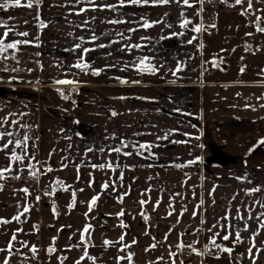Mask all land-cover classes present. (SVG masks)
<instances>
[{
	"label": "crops",
	"instance_id": "1",
	"mask_svg": "<svg viewBox=\"0 0 264 264\" xmlns=\"http://www.w3.org/2000/svg\"><path fill=\"white\" fill-rule=\"evenodd\" d=\"M106 2L117 3V0ZM26 3L27 0H22V4ZM37 7L40 11L38 18L30 21L29 25L20 18V14L26 12L25 10L28 13L35 11L34 8L16 7L6 10V14L11 13L12 17L18 19V27H14V40L27 38L34 41V45L37 44L35 61L39 63L35 78L40 79V83L65 91L75 89L76 94L72 95L73 105H62L64 113L58 112L61 116L66 115L67 119L46 113L37 102L26 104L20 100H0V105L6 109H10L12 105L18 106L19 111L12 115L11 120L32 126L35 131L28 144L29 153L34 152L38 161H46L53 168L51 173L40 176L38 181L28 179L25 171L22 173L25 180L23 187H29V191L38 195L40 190L56 178L71 185L69 191L57 189L54 195L57 215L53 214L52 206L42 205L36 200L34 202V198L31 200V209H34L39 226V235L34 245L46 250L52 243L51 238L58 236L55 247L66 249L68 245L80 240L78 230L90 223L93 227L90 230L89 248L92 250L118 248L119 245L102 247L103 241H117L122 233H126L125 243L131 244L133 239L137 241L132 244L131 249L144 251L153 243L152 237H155L158 243L153 252L169 250V244L173 245L171 250L176 251L175 245L180 239V233H184L183 240L186 243L198 239L197 245H200L208 241L211 233L207 229L216 224L229 208L231 223L241 229L244 222L235 219L237 208L241 209V214L245 217L248 215L249 206L254 217L264 211V208L255 204L256 200L264 201V193L246 194L248 189L264 186V147L249 153V149L264 138V109L259 107L264 99H256L264 96V85L257 83L264 80V77L257 76L258 70L264 68V51H255L257 47L264 48V34L256 33L255 25L249 24V21H255L257 15L264 14L256 12L254 15L244 16L240 14V6L230 7L222 4L220 0L217 1L216 10L204 9L199 16L195 15L199 5L189 8L176 3L162 6H127L117 11L89 10L79 16L74 14L69 0H43ZM244 7H247L246 3ZM253 7L264 8V3L253 0ZM2 11L5 10L0 9V13ZM181 11L185 13L184 17L180 15ZM122 13L126 15H121ZM165 13L169 15L166 16ZM92 17L96 19L93 20ZM140 17L160 23L147 29L139 28L136 21L143 23L139 20ZM185 17L193 23L187 28H181L180 22ZM111 19H124L131 23L102 22ZM85 20L88 24L84 28L79 27ZM41 23L45 27L42 28ZM201 23H212L215 27L199 33L191 30ZM130 27L138 30L133 33L126 32ZM3 31L1 29L0 35ZM93 31L101 38L89 43L87 41ZM16 32H28L29 36L22 37L16 35ZM117 32H124L131 39L121 40L116 35ZM247 32L255 34L246 37ZM103 33L108 35L104 36ZM173 33L183 35H172ZM80 36L85 37L84 42L78 39ZM194 36L196 39L188 44L187 41ZM141 37L149 39L141 40ZM111 40L120 42L107 48L96 47V44H109ZM77 43L82 48L95 49L85 55L84 60L89 63L90 68L104 71L99 75H92L91 71L84 73L70 67L81 56L80 50H74ZM128 43H140L143 47L133 49L130 53L119 51L122 44ZM201 44L203 47H199ZM246 45H251L253 52H245ZM145 56L151 58L150 63L159 68L158 72L139 73L131 67H124L123 62ZM214 58L225 66L223 72L212 63H204ZM178 62L183 63L184 69L177 76H173L170 69L174 70ZM113 64L116 66L108 67ZM228 66L233 68L227 75L230 78L226 77ZM242 66L247 67L243 73L240 72ZM218 70L222 73L216 72ZM115 77L128 81L139 80L140 83L123 84ZM57 79L75 80L78 83L57 85L54 83ZM120 97L126 99H119ZM246 102L254 105L255 110L245 109ZM175 109L179 111H174ZM112 111L118 115L112 116ZM20 112L25 115L23 118L26 122H22ZM170 129L177 131L166 140H157V136H164ZM24 130H20L19 135L22 136ZM113 133L116 139L111 138ZM136 133L139 135H134ZM183 133L190 135L185 136ZM106 136L109 138L105 139ZM121 139L137 144L158 145L151 149L155 156L150 159L132 152L130 156L111 153L110 156L102 157L99 152H86L90 147L98 149L109 145L120 146ZM210 142L217 149L214 155L208 149ZM17 151L20 152L19 149ZM223 154L239 158L241 165H228L230 162L223 158ZM210 155L218 164L217 177L203 172L202 158ZM197 157L200 159L196 163H187ZM105 159L118 163L119 168L112 171L90 167V164L101 163ZM62 163H68V167L61 169ZM175 164H182L184 167L176 168ZM75 165H80L79 180ZM4 166L5 155L0 152V167ZM246 166L251 173L250 186H245L242 178L245 173L243 168ZM121 172L122 183L119 182ZM89 181H93L91 187ZM105 181H116L115 191L111 185L102 189L101 185ZM72 189L77 192L76 204L69 210L67 205L72 200ZM79 189L84 191L80 192ZM147 189L151 191L146 192ZM125 192L129 194L124 196L123 202H118V195ZM245 194L248 196H244ZM96 195H99V199L92 211L88 212L87 202ZM149 197L150 202L144 206V211L146 214L150 211L157 214V223L152 227L141 218V206L138 204L139 200H149ZM170 198H173L174 211L168 216V212L172 211L169 208ZM201 199L204 203L193 218L192 212ZM157 200H161V203L154 211L153 206ZM185 207L187 211L177 223L179 214ZM121 209L125 215L117 217L115 214ZM201 219L205 220L204 224H201ZM121 220L128 227H119ZM248 224L249 231H242V238L250 237L257 228L255 219L248 221ZM61 226H65L63 231H59ZM197 228L203 229L198 237L193 234ZM169 229L172 231L168 240L164 241ZM146 231L148 235H145ZM213 231L224 234L219 228ZM73 233L76 234L73 236ZM69 236H72V240H69ZM257 246L264 248V244ZM248 247L242 248L244 259L248 260L245 264H252L246 251ZM207 259L201 258L202 264L208 263ZM197 260L194 257L186 262L201 264V260ZM214 260L215 258L212 262L210 260V263L215 264ZM257 264H264V252L259 254Z\"/></svg>",
	"mask_w": 264,
	"mask_h": 264
},
{
	"label": "snow or ice",
	"instance_id": "2",
	"mask_svg": "<svg viewBox=\"0 0 264 264\" xmlns=\"http://www.w3.org/2000/svg\"><path fill=\"white\" fill-rule=\"evenodd\" d=\"M43 2V0H27L26 4H22V0H0V9L2 10H8L10 8H16V7H27L29 9H32L34 6H38ZM211 0H192L190 3V0H117V3H108L106 0H100L98 3L97 0H74V3L72 0H69V3L72 6V9L74 10V14L79 16L81 14L87 13L89 10L92 11H117L120 8H124L127 6H162V5H170L172 3H176L177 5L183 4L184 6H187L189 8L194 7L195 5H199V7L196 10L195 15L199 16L200 13L204 11L203 5L205 3H210ZM222 4H226L230 7H235V6H240L241 7V15L244 16H251L254 15L256 12H260L264 14V8L261 9H255L253 7V0H220ZM260 3H264V0H258ZM247 4V7H244V4ZM83 5V6H81ZM38 15V13H37ZM121 15H126L122 13ZM165 15H169V13H165ZM180 15L182 17L185 16V13L181 11ZM9 20L13 19V17H9ZM93 20L96 19V17H92ZM139 20L143 21V23H139V21H136L138 23L139 28H150L154 24L160 23V21H148L144 17H140ZM104 23L108 24H123V23H131V21L124 20V19H111V20H106L102 21ZM27 23V21H25ZM193 22L189 20L187 17H185L181 22H180V27L181 28H187L190 24ZM88 24V21L85 20L82 25H79V27L84 28ZM249 24H254L255 25V32L256 33H261L264 34V15H257L255 21H249ZM42 28L45 27L43 23L40 25ZM0 27L4 28L3 34L0 35V58L3 60H7L8 56L3 55L7 53L9 50H13L12 53V58L16 59V53L20 51V45H30L32 44L31 40L24 39V40H13L11 42H6L7 38L9 37V34L12 32H15L14 27H9L8 21L7 20H0ZM168 27H172L171 25H168ZM215 25L212 23H209L205 25L204 23H201L199 25H195L191 30L199 33L201 30L207 31L208 28H214ZM239 27V26H237ZM138 29L137 28H127L125 31L128 33H133L136 32ZM255 33L253 32H247L245 33L246 37H252L254 36ZM16 35L22 36V37H27L29 36L28 32H16ZM71 35V34H70ZM102 35L107 36L108 33H103ZM116 35L121 38V40L127 39L130 40V36H125L124 32H117ZM172 35H183V33H173ZM101 37L97 36L95 34V31H93V34L91 37L88 39L87 42L89 43H94L98 41ZM78 39L82 42L85 41L84 36L78 37ZM149 39L147 37H141V40ZM163 39V37H162ZM196 37L194 36L192 40H188L187 43L191 44L193 40H195ZM119 40H111L109 41V44H96L97 48H107L110 45L119 43ZM143 45L140 43H128V44H122L121 48L119 51L121 52H131L133 49H140L142 48ZM199 47H203V45H199ZM80 50L81 51V56L77 60V62L70 67L79 69L80 71L84 73H88L91 71L92 75H99L104 69H92L90 68L89 63H87L84 60V56L87 55L89 52L94 51V48H87L81 47L80 43H77L74 45V50ZM245 52H253L252 46L251 45H246L245 46ZM221 51H224L223 49ZM235 51V49H233ZM255 51H264V48H259L257 47ZM36 55H39L37 53ZM108 55H111V53H108ZM244 57H241V60H243ZM151 58L150 57H137L135 58L134 61L131 62H123L125 68H133L135 71L139 73H149V74H155L156 72L159 71V68L156 67L155 65H152L150 63ZM37 63H39L37 61ZM205 64L212 63L213 66H218L216 63L215 58L212 61H205ZM116 65H110L108 67H115ZM184 69V65L182 62H178L176 65V68L174 70L170 69L171 73L173 76H177V73L182 71ZM123 70V69H122ZM246 70V66H242L240 69V72L243 73ZM0 71L2 72H19L20 69L13 67L9 69L8 67H3L0 68ZM31 71V69H29ZM206 71V69H205ZM257 76L259 77H264V68H260L257 72ZM10 79H15V77H10ZM115 79L119 83L123 84H128V83H133V84H139V80H123L120 77H115ZM174 82V81H172ZM55 84L57 85H75L78 83V81L75 80H69V79H57L54 81ZM257 83L264 85V80H259ZM75 90V89H74ZM61 93L64 99H68V96L63 95V90L62 89H57ZM239 96L240 93H237ZM119 99H126V97H120ZM140 99H147L145 97H140ZM258 101L264 99V96H258L256 98ZM245 109H252L255 110V106L250 104V103H245L244 105ZM259 107L261 109H264V103L259 104ZM174 111H179V109H175ZM13 114H8V116L5 117H0V152H3L5 155V164L6 166L0 167V181H7L9 179L12 180H21L23 178L22 173L25 171L27 172V178L33 181H38L40 176L42 175H47L48 173H51L53 171V168L47 164L46 161L41 162L36 159L35 153H29L28 151V141L31 139V137L28 135V132L25 131L24 134L21 136L19 135V130L20 129H30L29 125L26 124H21L19 121L12 119L9 121V116ZM112 116L118 115L117 112L112 111L111 112ZM13 125L17 126V130L11 131L9 128H11ZM7 126V127H6ZM195 127V125H193ZM176 129H170L168 132L165 133L164 136H157V140H166L168 136L176 132ZM134 135H139V133H136ZM183 135L188 136L190 135L189 133H183ZM109 137H105V139H108ZM111 138L116 139L115 133L112 134ZM70 139V138H69ZM174 143H184V141H174ZM132 146L133 148L136 149L135 154L138 156H143L144 152L147 151L151 156H155V153L151 152V149L154 146L158 145H153L151 143H139L137 144L136 142L133 141H125L123 139L120 140V146H113L109 145L107 147H100L98 149L96 148H88L86 152H99L102 157L104 156H110L111 153H116L118 155H124V156H130L133 153L132 152H127L124 151V149L128 148L129 146ZM259 147H264V138H261L260 140L257 141V143L253 146V148L249 149V153L253 152L256 148ZM17 149L20 150V152L17 151ZM51 156V153L49 154ZM200 158L197 157L194 160H189L187 163L189 165L194 164L199 160ZM27 161V163H25ZM38 165L40 167H38ZM151 167V165H148ZM176 168H182L184 165L182 164H175L174 165ZM68 163H62L61 164V169L67 168ZM76 170H77V180H79V169L80 165H75ZM90 167L93 169H111L112 171H115L117 168H119V164L115 163L111 159H105L101 163H92L90 164ZM127 167V166H125ZM239 179V178H238ZM123 181V172L120 173L119 176V182L122 183ZM93 181H89V187H91ZM113 187V190L115 191V185L116 181H105L104 184L101 185L102 189H107L109 186ZM5 187L4 183H0V191H2ZM57 189H62L63 191L67 192L71 189V185H66L64 181L60 180L59 178H56L53 180L49 185L45 186L44 188V195L46 196H54L57 192ZM14 191H19L23 192L25 199L24 203L21 204L20 201L17 202V213L11 217V219H6L3 217H0V226H4L7 224H10L12 222H20L21 217H23L26 213H29L32 207V202L29 199L31 196V192L29 191V187H23L20 189H14ZM80 192H83L84 189H79ZM151 189H147L146 192H150ZM253 193H264V186H258L254 187L251 189L246 190V194L251 195ZM72 200L71 202L67 205L68 209L71 210L73 207H75L76 204V190L72 189ZM128 192L121 193L118 195L117 200L118 202H123L124 196L128 195ZM144 193H142L143 195ZM176 195H179L177 193ZM195 195V193H193ZM99 199V195L93 196L90 201L87 202L88 204V212H91L93 209V206L96 204L97 200ZM172 199L170 198V203H169V208L172 209V211L168 212V216L172 215V212L174 211L173 204H172ZM235 199V196L233 197ZM40 196L36 197V201L39 202ZM150 202V197L149 200H139L138 204L141 206V211H140V216L144 221L149 220V216L145 213L144 211V206ZM161 203V200H157L155 205L153 206V210L155 211L156 208L159 207ZM204 201L203 199L200 200V203L196 205V208L192 212V217L195 218L198 214V210L200 209L201 205H203ZM255 204H258L261 208H264V201L261 200H256ZM22 209V210H21ZM52 211L54 215H57V208L55 203L52 204ZM187 211V208H183L179 214V217L177 219V223L180 222V217L183 216L184 212ZM248 215L245 217L244 215L241 214V209L237 208L236 209V217L235 219L243 221V228L241 229L238 225H233L231 223V212L230 208L225 212V214L219 218L216 224H213L210 228L207 229L209 233H211V236L208 239V242L204 244L203 250H199L197 248V244L199 243L198 239L193 240L191 242L186 243L183 240L184 233H180V239L175 245L176 251H172L173 245L169 244V252H168V257L169 260L171 261V264H177V260L179 259L181 253L185 248L189 250V255L190 256H196L199 255L201 256L202 260L203 257L207 255H215L216 258H219V253H228L230 256H232L233 253V247H226L222 243H217V238H220L222 241H229L230 239L232 240L233 246L238 245L243 243V238L241 236L242 231H249V224L248 221H251L253 219L256 220L257 222V228L255 231L251 233V236L249 237L251 243L249 247L247 248V255L251 259L252 264H257V260L259 258V254L261 252H264V248L258 247L256 244V240L259 237L261 230H264V211H261L256 214L254 217L252 214V208L251 206L248 207ZM117 217H123L125 215V212L123 209H121L119 212L115 214ZM85 216H88V213H85ZM205 220L201 219V224H204ZM65 226H61V229L59 231H63ZM67 227H70L67 226ZM92 224L86 223L83 227L82 230H78L80 233V240L77 243L70 244L67 246L65 249L66 251H71L72 248H82V254L79 256V258L74 262V264H82L85 260H89L92 262V264H97V257L91 256L89 254L88 248H89V241L91 240V229H92ZM119 227L121 228H126L128 227L126 224H124L123 220H121V223L119 224ZM34 230L39 231V226L38 225H33ZM219 228L223 231V235H221V231H213V229ZM203 229L197 228L194 231V235L197 237L201 233ZM172 229H169V233H166L164 236V241L168 240V236L171 233ZM23 232L22 228H17L15 229L9 240L6 243L5 247H0V254H4L3 260L0 261V264H11V260L13 257H19L18 264H29V256L28 253H31V259H37L38 258V253L39 249L37 248L36 245H31L29 247L28 241H18L17 240V235L18 233ZM234 233V239H232ZM76 233H73V236ZM148 231L145 232V235H148ZM125 235L126 233H122L119 236V239L117 241H110L105 239L103 241L102 247H116L119 245L118 252L125 253V255H117L114 257L115 264H121L122 261H127V264H134V256L135 253L131 251V246L132 244H136L137 241L136 239H133L131 244L125 243ZM58 239V236H53L51 238L52 243L47 247L45 250L46 253L49 256H52L54 253L57 252V249L55 247V243ZM153 243L150 244L147 248L144 249L145 252H149L154 250L157 247V241L155 237H152ZM69 240H72V236H69ZM16 243L20 244V248H16ZM94 246V245H92ZM21 249H27V252L21 251ZM215 250V252H213ZM244 256V253H240L237 256L233 257L235 261H241L242 257ZM68 257L64 255H59L57 256L58 264H64V261L67 260ZM201 260V264H202ZM147 264H167V262L164 260L163 256L157 257L156 261H148ZM179 264H185L183 259L179 260Z\"/></svg>",
	"mask_w": 264,
	"mask_h": 264
},
{
	"label": "rangeland",
	"instance_id": "3",
	"mask_svg": "<svg viewBox=\"0 0 264 264\" xmlns=\"http://www.w3.org/2000/svg\"><path fill=\"white\" fill-rule=\"evenodd\" d=\"M33 8L35 9V11L33 10L32 12L28 13L27 10H25L26 12H22L20 14V18L21 19L23 18L25 21H27L28 25L30 24V21L33 22V20H36V18H38V15L40 13V11L38 10V7L36 8V6H34ZM6 13H7L6 11H2L0 13V20H7L9 27H18L16 24L18 21L17 17H13V19L9 20L8 18L12 17V14L11 13L6 14ZM1 29H4V28L0 27V31ZM14 33L15 32H12L9 34V37L7 38L6 42H11L14 40V35H15ZM19 40H24V39H19ZM33 43L34 41L30 45H20L19 46L20 51L16 53V59L12 58L13 50H9L7 53L3 54V55L8 56V59L6 61L0 58V68L8 67L9 69H11L13 67H16L20 69L19 72L0 71V86H4L6 89V93H5L6 98L0 97V100L1 101L20 100L22 102H25L26 104H29L30 102L31 103L37 102L38 105L41 107V109L45 111L46 113L51 114L58 118L67 119L66 115L61 116L60 114H58V112L60 111L62 112L64 106L70 107L73 105L72 95L76 94V90H73L75 92L71 93L70 97H68L69 99H64L61 93L57 91L58 87L47 86L43 84L42 82L40 83L41 81L40 79L38 80V78H35V75L37 74V70H38V66L35 61V52L37 49V44L34 45ZM216 63L218 65V68H220L223 72V70L225 69V66L222 65V62L216 60ZM228 67H229L228 71L227 72L225 71L226 77H229L227 76L228 73L233 70L232 67L230 66ZM29 69H31V71H29ZM216 72L222 73L219 70ZM10 77H15V79H10ZM64 92L65 90H63V95H64ZM12 106L13 107H11L10 109H8L9 107L6 109L5 107L0 105V117L8 116V114L10 113L17 114V111H19L18 106L17 105H12ZM19 116L22 117V122H26V119L23 118L25 117V115L22 112L19 113ZM11 118H12V115L9 116V121L11 120ZM9 130L15 132V126L9 128ZM20 130H19V133H21ZM25 131L28 132V135L30 137L34 136L35 131L32 126H30V129H25L24 132ZM29 143H30V140L28 141V144ZM212 144L215 146L213 142ZM208 149L209 151H211L210 144L208 146ZM29 150H30V147L28 146V151ZM223 158L228 161L231 159V158L228 159L225 157ZM232 158H235V156H232ZM228 165L235 166L232 163H229ZM243 170L245 171V173L243 174L242 178H243V181L245 182V186H250L252 182L251 178H249L251 173L247 166L243 168ZM205 174L212 176V177H217L219 175L218 167L214 169L213 174H209V173H205ZM22 176L23 178L21 180L9 179L6 182L0 181V183L5 184L4 189L0 191V217L11 219V217L15 215L18 211L17 202L20 201L21 204L24 203V199H25L24 193L19 192V191H14V189L23 188V185H25L24 174H22ZM42 191H44V189L40 190L38 192V195L34 194V191H30L31 196L29 197V199L32 200L34 198L33 201L35 202L36 197L40 196V193ZM244 196H248V195L245 194ZM39 203L42 205L48 206L47 201L41 196H40ZM33 211L34 209H31L29 213H26L23 217H21L20 222H12L10 224L0 226V247L6 246V243L9 240L12 232L17 228L23 229V232H20L17 235L18 241H28L29 247H31V245L35 243L36 239L38 238L39 231H36L33 228V225H37V220H36V217L34 216ZM217 241L223 242L224 246L233 247L232 256H230L228 253H223V252L218 254L219 258H216L215 255H207L204 257V259L208 258L207 260L209 262L207 264H211L210 260L212 262L213 258H215L214 260L215 264H245L248 262L247 259H244V256L242 257L241 261H235L233 257L237 256L240 253H243V249H242L243 247L249 246V244L251 243L249 237L243 238L244 242L241 244L235 245V246H233L232 240L222 241L220 238H217ZM204 244L205 243L197 245V247L203 249ZM256 244H264L263 230H261V233L256 240ZM15 246L16 248H20L19 243H16ZM37 248L39 249V247ZM118 248H111V249H105V250H97V249L92 250L91 248H88V251L91 256H95L98 258L97 264H115V260H114L115 256L125 255V253L118 252ZM56 249H57V252L54 253L52 256H49L44 249L40 248L39 253H38V258L36 259L34 263H30V264H58L57 256L59 255H64L68 257V259L64 261V264H74V262L82 254V250H83L82 248H79V249L72 248L71 251H66L63 248H56ZM26 250L27 249H21V251L23 252ZM131 251L135 253V256L133 258L134 264H147L148 261L155 262L157 257H160V256L164 257V260L167 262V264H171V261L169 260V257H168L169 250H161L160 252H153V251L145 252V251L131 249ZM3 256L4 254H0V261L3 260ZM194 257H197L198 259L197 262L201 260V256L199 255L193 256L191 259H193ZM19 259L20 258L18 256L13 257L11 260V264H16L19 261ZM184 262L185 264H191V263L195 264L191 261H187V262L184 261ZM82 264H92V262L89 260H85L84 262H82ZM121 264H127V261H122ZM177 264H179V259L177 260ZM203 264H206V262H204Z\"/></svg>",
	"mask_w": 264,
	"mask_h": 264
},
{
	"label": "built area",
	"instance_id": "4",
	"mask_svg": "<svg viewBox=\"0 0 264 264\" xmlns=\"http://www.w3.org/2000/svg\"><path fill=\"white\" fill-rule=\"evenodd\" d=\"M217 1L218 0H211L210 3H205L203 5V8L204 9H209V10H216V8H217ZM74 92L75 91H73V90H66L64 92V95L70 97L71 93H74ZM40 196L43 197L47 201V203H48L49 206H52V204L55 201L54 200V196H46V195H44V191H42L40 193ZM147 215L149 216V220L147 221L148 224H149V226H151V227L154 226L157 223V214L155 212H153V211H150V212H147ZM198 249L201 250V251L203 250L202 248H198ZM24 252H27V250L24 251ZM213 252H215V250H213ZM28 256H29V264L30 263H34L36 261V259H31V253H28ZM192 257L193 256H190L189 255V250L187 248H185L183 250V252L181 253L180 257H179V260L180 259H183L185 261V260H188V259H190ZM16 264H18V262Z\"/></svg>",
	"mask_w": 264,
	"mask_h": 264
},
{
	"label": "trees",
	"instance_id": "5",
	"mask_svg": "<svg viewBox=\"0 0 264 264\" xmlns=\"http://www.w3.org/2000/svg\"><path fill=\"white\" fill-rule=\"evenodd\" d=\"M210 149L212 150V153L214 155L215 152H217V149L215 148V146L212 144V142H210ZM124 151H130V152H136V149L133 148L131 145L124 149ZM144 155L147 156L148 158H152L153 156H151L149 154V152L145 151L144 152ZM213 156H210V157H204L202 159V164H203V171L205 173H209V174H213L214 172V169L216 168V166H218L217 162L212 158ZM223 157L225 158H231L229 160L230 163H232L233 165L235 166H240L242 161L239 159V158H232V156H229V155H226V154H223ZM208 241L205 242V244L207 243ZM217 243H222L224 245L223 242H220V241H217ZM226 247H229V246H226ZM207 264V263H206Z\"/></svg>",
	"mask_w": 264,
	"mask_h": 264
},
{
	"label": "water",
	"instance_id": "6",
	"mask_svg": "<svg viewBox=\"0 0 264 264\" xmlns=\"http://www.w3.org/2000/svg\"><path fill=\"white\" fill-rule=\"evenodd\" d=\"M6 89L4 86H0V97L1 98H6Z\"/></svg>",
	"mask_w": 264,
	"mask_h": 264
}]
</instances>
